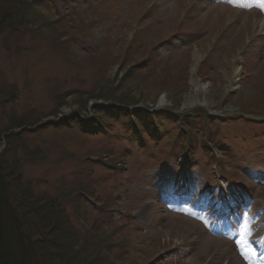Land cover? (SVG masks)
Masks as SVG:
<instances>
[{
    "label": "rangeland",
    "instance_id": "rangeland-1",
    "mask_svg": "<svg viewBox=\"0 0 264 264\" xmlns=\"http://www.w3.org/2000/svg\"><path fill=\"white\" fill-rule=\"evenodd\" d=\"M24 1L43 27L0 33V133L42 127L24 179L98 185L114 263L264 264V0Z\"/></svg>",
    "mask_w": 264,
    "mask_h": 264
},
{
    "label": "trees",
    "instance_id": "trees-1",
    "mask_svg": "<svg viewBox=\"0 0 264 264\" xmlns=\"http://www.w3.org/2000/svg\"><path fill=\"white\" fill-rule=\"evenodd\" d=\"M27 6L24 0H0V33L1 26L12 31L43 27L36 15L26 16ZM132 112L125 116L133 117L137 111ZM81 115L73 112L63 122L78 121ZM34 119L0 133V264H117L119 256L110 258L117 248L108 232L116 229L111 207L89 202L91 197L99 201L98 185L91 190L64 184L58 188L52 182L33 185L24 179V166L39 158L36 152L29 153L26 141L42 130Z\"/></svg>",
    "mask_w": 264,
    "mask_h": 264
},
{
    "label": "bare ground",
    "instance_id": "bare-ground-1",
    "mask_svg": "<svg viewBox=\"0 0 264 264\" xmlns=\"http://www.w3.org/2000/svg\"><path fill=\"white\" fill-rule=\"evenodd\" d=\"M262 22H261V25H260V28L262 27ZM191 89H192V96H191V99H194V101L197 103L199 100L197 99L198 98V96L200 95V93H201V91H202V89H201V87L200 86H198V83L197 82H195L194 80L193 81H191ZM189 99H190V97H189ZM192 102V101H191ZM194 103V102H193ZM195 104V103H194Z\"/></svg>",
    "mask_w": 264,
    "mask_h": 264
}]
</instances>
